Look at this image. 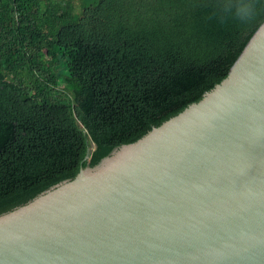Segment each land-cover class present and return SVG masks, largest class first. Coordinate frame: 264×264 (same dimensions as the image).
<instances>
[{"label": "trees", "instance_id": "obj_1", "mask_svg": "<svg viewBox=\"0 0 264 264\" xmlns=\"http://www.w3.org/2000/svg\"><path fill=\"white\" fill-rule=\"evenodd\" d=\"M74 1L0 0V215L198 102L264 21V0L249 23L220 0H98L76 19Z\"/></svg>", "mask_w": 264, "mask_h": 264}, {"label": "water", "instance_id": "obj_2", "mask_svg": "<svg viewBox=\"0 0 264 264\" xmlns=\"http://www.w3.org/2000/svg\"><path fill=\"white\" fill-rule=\"evenodd\" d=\"M0 264H264V21L198 102L0 215Z\"/></svg>", "mask_w": 264, "mask_h": 264}, {"label": "clouds", "instance_id": "obj_3", "mask_svg": "<svg viewBox=\"0 0 264 264\" xmlns=\"http://www.w3.org/2000/svg\"><path fill=\"white\" fill-rule=\"evenodd\" d=\"M218 13L222 19L249 23L256 15V0H220Z\"/></svg>", "mask_w": 264, "mask_h": 264}, {"label": "rangeland", "instance_id": "obj_4", "mask_svg": "<svg viewBox=\"0 0 264 264\" xmlns=\"http://www.w3.org/2000/svg\"><path fill=\"white\" fill-rule=\"evenodd\" d=\"M97 3H98V0H81L79 2L77 0H75L73 4L75 5L76 10L72 12V17H74V19H76L83 8H85V9L94 8L97 5ZM141 4H143V5H140V8H146V7L148 8V6H149L147 1H143ZM133 12H136V11H133ZM133 15H135V14H131V16H133ZM131 16H130V18H131Z\"/></svg>", "mask_w": 264, "mask_h": 264}]
</instances>
